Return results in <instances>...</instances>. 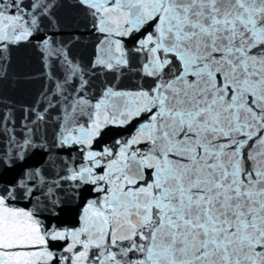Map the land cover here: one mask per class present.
<instances>
[{"label":"snow or ice","instance_id":"1","mask_svg":"<svg viewBox=\"0 0 264 264\" xmlns=\"http://www.w3.org/2000/svg\"><path fill=\"white\" fill-rule=\"evenodd\" d=\"M0 264H264V0H0Z\"/></svg>","mask_w":264,"mask_h":264},{"label":"water","instance_id":"2","mask_svg":"<svg viewBox=\"0 0 264 264\" xmlns=\"http://www.w3.org/2000/svg\"><path fill=\"white\" fill-rule=\"evenodd\" d=\"M75 15V13H73ZM83 31V29H81ZM78 53H85L86 50L83 47L76 49ZM20 67L24 70L34 71L38 68V60L31 50H21L18 54ZM39 88V83L36 84H24L19 87L14 93L17 99L23 102H30L34 93ZM75 222V217H72L70 224Z\"/></svg>","mask_w":264,"mask_h":264}]
</instances>
